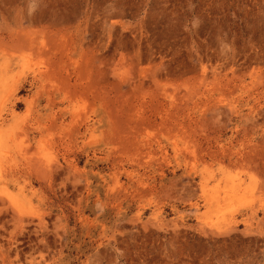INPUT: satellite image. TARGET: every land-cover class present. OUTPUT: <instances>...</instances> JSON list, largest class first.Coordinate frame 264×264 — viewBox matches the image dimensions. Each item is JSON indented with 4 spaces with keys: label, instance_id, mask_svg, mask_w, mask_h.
<instances>
[{
    "label": "rangeland",
    "instance_id": "1",
    "mask_svg": "<svg viewBox=\"0 0 264 264\" xmlns=\"http://www.w3.org/2000/svg\"><path fill=\"white\" fill-rule=\"evenodd\" d=\"M0 264H264V0H0Z\"/></svg>",
    "mask_w": 264,
    "mask_h": 264
}]
</instances>
